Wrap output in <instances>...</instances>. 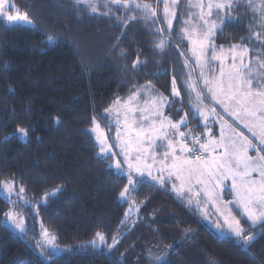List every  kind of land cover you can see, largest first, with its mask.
Returning a JSON list of instances; mask_svg holds the SVG:
<instances>
[{
    "label": "trees",
    "instance_id": "trees-1",
    "mask_svg": "<svg viewBox=\"0 0 264 264\" xmlns=\"http://www.w3.org/2000/svg\"><path fill=\"white\" fill-rule=\"evenodd\" d=\"M136 2L153 5L157 18L146 19L138 9L112 5L114 16L139 17L118 27L114 18L91 14L83 5L78 10L74 0H10L28 12L35 27L0 20V179L15 176L16 185H23L33 198L59 187L38 205L37 218L59 244L70 248L40 257L36 216L21 208L26 235L16 234L3 222L11 205L0 192V264H158L149 250L153 256L168 252L171 264H264L261 229L245 250L209 229L166 185L151 187L143 180L133 193L139 204L136 215L128 217L133 222L121 223L126 203L118 195L127 180L98 154L89 131L92 116L105 123L101 119L105 108L149 81L170 97L173 75L181 90L180 99L174 100L183 101L175 105L184 107L189 101L182 87L189 69L182 67L179 55L188 49L181 34L184 13L174 19L168 46L161 52L154 41L161 36L156 29L167 28L162 3ZM257 19L249 14L225 24L215 43L228 48L248 38L244 42L253 58L251 54L258 52L253 51V35L247 28ZM47 35L56 36L57 43L49 45ZM163 36L169 39L167 32ZM138 56L142 66L133 71ZM191 121L199 120L194 116ZM18 127L29 129L27 138L20 137ZM98 231L107 241L119 233L120 243L108 251L78 247Z\"/></svg>",
    "mask_w": 264,
    "mask_h": 264
},
{
    "label": "snow or ice",
    "instance_id": "snow-or-ice-1",
    "mask_svg": "<svg viewBox=\"0 0 264 264\" xmlns=\"http://www.w3.org/2000/svg\"><path fill=\"white\" fill-rule=\"evenodd\" d=\"M162 2L167 28H157L156 32L161 36L154 41L155 49L161 52L166 49L171 38L173 20L177 17L175 9L179 0ZM237 2L238 0L210 2L206 6L207 18L204 13L205 6L201 4L199 5L201 23L198 27L190 30L185 26L181 29L182 38L187 39L190 44L187 51L179 53L183 57L182 67L189 69L182 87L188 94L191 109L197 120H203L206 129L210 117L219 120L221 133L218 138L209 135L204 139L203 134L194 135L190 129L182 131V127L187 128L189 113L185 112L179 120H174L171 116L165 115L164 108L165 106L175 108L176 103L182 104L183 101L169 100L162 94L155 97L150 108L126 107L123 120L120 119L121 112L117 107L116 119L109 120L106 125L107 132H111L113 128L115 130L114 144L109 143L107 132L101 128L97 117L92 116L89 131L95 136L99 154L105 158V162L111 161L110 167L127 175V184L119 192L121 201L130 202L122 224L127 223L134 210H139L133 193L138 191V185L144 182L142 178L147 176L155 182L150 185L151 187L156 185L163 187L171 182L172 191L185 199L190 207L195 201L196 208L205 219L210 218L207 209L211 205L214 209L211 215L215 216L212 227L218 235L221 238L234 239L236 245L245 250L250 248L257 237V233L250 231V228L259 226L261 234H264V51L257 53L255 60H252L249 58L252 49L244 42L248 38H241L240 43L230 45L227 51L224 45L215 43L217 33H222L223 26L232 21L230 14ZM74 5L78 10L83 5V10L91 14L116 19L119 22L118 27L126 26L136 17L114 16L112 5L128 11L138 9L144 13L146 19L157 18V9L153 5L137 3L136 0H74ZM248 6L253 7L252 0H248ZM213 8L216 9L215 18ZM0 20H6L13 26L35 27V22L28 12L21 11L11 4L10 0H0ZM187 23L185 21V25ZM259 23L262 30L253 34L254 42L264 46V0L261 4ZM165 32L168 33V40L163 36ZM57 40L56 36H46L49 45L56 44ZM118 46L117 44L116 47ZM121 55L126 53L121 52ZM141 66L142 62L138 56L133 61L132 70L135 71ZM195 69H199V74L193 80L192 72ZM177 81L178 77L173 75L171 79L173 98L181 96ZM141 90L154 92L155 86L149 81ZM141 90H133L125 104L134 102ZM206 101L219 106L229 117L243 123L258 143L254 144L247 136L237 132L220 116L216 107L209 106ZM120 104L119 98L114 101V105ZM112 112L113 106H109L101 114V119H108ZM137 113H140L139 119L135 118ZM56 119L59 123V118ZM225 129L230 133L227 136ZM28 132V128H17L21 138H27ZM114 147L119 148V152L112 151ZM160 148L164 149L162 153L158 151ZM221 148L223 151L216 154ZM250 150L255 151V156L249 155ZM118 156L122 159H118ZM229 180L230 185H226V181ZM0 189L6 194V202L12 206L4 214L5 225H10L26 235L23 215L16 211L18 207L32 203L24 195L26 188L23 185L17 187L13 176L0 180ZM60 190L57 187L52 192H45L42 200L36 202L37 211L40 203ZM225 191L231 194V200L224 199ZM13 195L19 199L13 200ZM242 220L250 222L249 228L244 227ZM41 236L42 242L38 241L37 247H41L42 243L52 249L57 247L56 236L43 226ZM120 239V234L117 233L112 236L111 243H108L106 234L98 231L89 243L95 247L99 242L111 250L120 243ZM168 248L171 249L172 245H168ZM149 257L158 264H171L168 252L153 256L149 250ZM252 258L255 259L254 256Z\"/></svg>",
    "mask_w": 264,
    "mask_h": 264
},
{
    "label": "rangeland",
    "instance_id": "rangeland-1",
    "mask_svg": "<svg viewBox=\"0 0 264 264\" xmlns=\"http://www.w3.org/2000/svg\"><path fill=\"white\" fill-rule=\"evenodd\" d=\"M182 1H184V0H179L178 6L176 7L175 11L177 12V16L179 15V13H180V14H181V13H184V14H181V15H184V16L182 17L183 21H182L181 26H182V28L185 27V26H187L190 30H191V29H196V28L198 27V25L201 23V21H200L201 7H200L199 5L202 4V5L205 6V7H204V13H205V16H206L207 11H208V9H207L206 6H207L210 2H211V3H216V2H218V0H191L190 3H193V5H192V4L189 3L190 0H189V1L186 0V3H184V5H183V4H182ZM160 2L162 3V5H161V9H162V14H163V7H164V5H163L162 0H160ZM261 4H262V0H252V5H253V7H249V6H248V0H238V2L234 5V10H233V11L231 12V14H230L231 17L233 18L232 21L237 20L238 17L240 18V16L243 18L244 16L249 15V14H251V15H256V17H258V19H257L254 23H252V25L249 26V28H247V29L252 33V35H253L255 32H260V31L262 30V28H261V25L258 24V23H259V21H260L259 19H260V12H261ZM183 7H184V8H183ZM189 9H190V11L188 12ZM180 11H181V12H180ZM215 13H216V9L213 8V18H215ZM133 15L136 16V17L139 19V17L137 16V14H133ZM163 15H164V14H163ZM236 15H240V16H236ZM206 18H207V16H206ZM258 20H259V21H258ZM173 21H174V20H173ZM185 21L188 22L187 25H185ZM246 21H247V20H246ZM248 21H249V20H248ZM248 21H247V22H248ZM165 24H166V22H165ZM166 26H167V24H166ZM185 40H186V43H187V47L190 48L189 41H188L187 39H185ZM251 46L255 48V49L253 50L254 53H256V52L259 53V52L264 51V46H262L259 42H254V37H253V36H252V44H251ZM257 47H258V48H257ZM227 49H228V48H225L226 51H227ZM261 50H262V51H261ZM189 55H190V53H189ZM251 55H253L254 57L252 58V57L249 56V58L252 59V60H255L256 55H254V54H251ZM217 63H218V62H217ZM193 66H194V65H193ZM225 67H227V63L225 64ZM196 71H197V75H194L193 80H195V79L198 77L199 69H196ZM201 83H202V82H201ZM144 85H145V84H143V85L137 87V88L134 89V90H141V89H142V86H144ZM132 92H133V91H132ZM132 92H131L130 94H127V95H125V96L119 98V100L121 101V104H120L119 106L114 105V101H116L118 98L115 99V100L111 103V105H109V106H113V112H112L111 116H109L108 119H105V120H104L105 123H100V124H101V128H104L106 132H107V127H106V125H108L109 120L114 121V120L116 119V109H117V107L119 108V110H120V112H121L120 119L123 120V112L125 111L126 107H134V108H140V109L150 108L151 105H152L153 100L155 99V97H156L158 94H161V93H159L156 89H155L154 92H153V91H150V90H141L139 96H137V98H136V100H135L134 102H131V103H129V104H125V102L128 101V97L132 94ZM163 96H164V95H163ZM165 97H167V96H165ZM168 98H169V100H174V98H173L172 96H170V97H168ZM187 98H188V94H187ZM178 99H180V98H178ZM178 99H177V100H178ZM188 100H189V98H188ZM206 103H208L209 106H215L217 112H218V113L220 112V113H219L220 116H222L225 120H227L228 123L231 124L232 127L235 128L237 132L242 133L244 136H247L249 139H251V140L253 141L254 144H255V143H258V141H257L255 138H253L252 134L248 131V129H246V128L244 127L243 123H241L240 121H236V120H234L232 117H229L227 114H225V113L223 112V110H222L219 106L212 105L210 101H206ZM109 106H108V107H109ZM108 107H107V108H108ZM189 108H190V109H189ZM105 109H106V108H105ZM105 109H104V110H105ZM188 109H189L190 114H192V115H194V116L196 117L195 113H194V112L192 111V109H191V106H190L189 101H188V105H187V106H184V107H181L180 105H178V106L175 105V108H170V109H169L168 106H165V108H164V112H165V115H169V116H171L174 120H179L180 117L183 116V115L185 114V112L188 113ZM104 110H103V113H104ZM178 110H179V111H178ZM103 113H102V114H103ZM177 113H178V114H177ZM192 115H189V116H188L187 128L182 127V128H181L182 131H188V130L190 129L194 135H201V134H203V138H204V139H207L209 135H211V136L214 137V138H218V137L220 136V133H221V125H220L219 120H218L217 118H212V117L209 118V120H208V129L211 130V131L209 132L208 129H206V128L204 127V121H203V120H199L198 122H193V121H191V120L194 119V116H192ZM139 116H140V113H137L135 118H136V119H139ZM190 116H191V117H190ZM198 124H199L201 127H203V128H197V125H198ZM107 134H108V136H109V143L114 144V143H115V140H114L115 130H114V128H113V130H112L111 132H107ZM229 134H230V133H228L227 129H225V135L227 136V135H229ZM91 135H92L93 140H94V142H95V144H96L94 134L91 133ZM96 146H97V144H96ZM97 148H98V146H97ZM112 151H114V152H119V148H115V147H114V148L112 149ZM158 151H159L160 153H162V152L164 151V149H163V148H160V149H158ZM222 151H223L222 148H221V149H218L216 154H219V153L222 152ZM98 154H99V148H98ZM178 154H179V153H178ZM99 155H100V154H99ZM249 155L255 156V151L250 150V151H249ZM117 158H118V159H122V157H120V156H118ZM110 164H111V161L108 162V166H109V167H110ZM111 168H112L115 172H117V170H116L114 167H111ZM117 173H119V174H121V175H124V176L126 177V180H127V175H126L125 173H121V172H117ZM154 174H155V170H154ZM253 175L255 176L256 174L254 173ZM7 179H9V178H7ZM142 179H143L144 181H147V182L152 183V184L155 183L154 181H151V179H150L149 177H147V176L143 177ZM0 180H6V179H0ZM230 183H231L230 180H229V181H226V185H230ZM126 184H127V182H126ZM16 186H17V185H16ZM166 186L169 188V190H170V191H171V192H172L177 198H179L181 201H183V203H184L187 207H189V208L192 209L196 214L199 215V218H200V220H201L202 223H204L209 229H211L214 233H216V234L218 235L217 231L212 227V220L215 219V216H214V215H211V213L214 211V209H212L211 205H209V206H208V209H207V210L209 211V213H210V218H209V219H205V218L200 214L199 210L196 208L195 201H193V204H192L191 207H190L189 204L187 203V201H186L185 199H182V198L178 197V196L176 195V193L172 191V189H171V182H169ZM17 187H19V186H17ZM0 192H2V194H4V196H6V194L3 192L2 189H0ZM24 195H25V197H26L27 199L31 200L32 203L29 204V205H23V206H21V207H18V208L16 209V211L22 213L23 218H24L25 226H26V217H25L23 211L21 210V208H23V207H24V208H25V207L28 208L29 211H30V213H31L32 215H35V216H36V221H37V240H36V245H37V242H38V241H41V242H42V236H41L42 225L40 224V222L38 221V218H37V205H36V202H37V201H41L44 195H42V196H40V197H37V198L29 197V196H27L26 194H24ZM223 195H224V199H225V200H231V199H232V196H231V194H229L228 191H225ZM12 199H13V200H18L19 198L16 197L15 195H13V196H12ZM118 200H119L120 202H123V203H124V201H121V200L119 199V195H118ZM45 201H46V200H45ZM45 201L42 202V203H40V204L45 203ZM125 203H126V209H125V213H126V212L129 210V204H130V202H125ZM40 204H39V205H40ZM11 207H12V206H10V208H11ZM10 208H9V209H10ZM9 209H8L7 211H9ZM7 211H6V212H7ZM6 212H5V213H6ZM136 212H137V211L134 210V211L132 212V215L135 216V215H136ZM124 217H125V216H124ZM130 217H131V216H130ZM5 220H6V217H5V215H4V216H3V222H4ZM127 221H129V222H133V219H132V218H128ZM249 223H250V222H246V220H244V221L242 222V224L244 225L245 228H249ZM7 226L10 227V229L13 230L16 234H18V235H22V234H21L17 229H15L14 227H12V226H10V225H7ZM43 228H44V227H43ZM44 229H46V228H44ZM249 230L252 231V232H255V233L259 234L260 228H259V226H257L256 228H250ZM48 231H49V230H48ZM49 233H51V232L49 231ZM51 234H52V233H51ZM52 235H53V234H52ZM218 236H219V235H218ZM93 239H94V238H93ZM93 239H92V240H93ZM92 240H90V241H92ZM90 241H88V242H86V243H84L83 245H80V246H78V247H79V248L92 247V248H95V249H98V250H100V249L103 248V249L106 250V251L109 250V249L107 248V245H100L99 242H97V246L93 247V246L89 243ZM108 243H111V239L108 240ZM55 244L57 245V247H56L55 249H52L50 246L44 245L43 243H42V246H41V247H37V251H38V254L40 255V257H42V258H47L46 256H47L48 254H60V253H63L64 251H66V250H68V249L70 248V247L67 246V245L59 244L57 241H55Z\"/></svg>",
    "mask_w": 264,
    "mask_h": 264
},
{
    "label": "crops",
    "instance_id": "crops-1",
    "mask_svg": "<svg viewBox=\"0 0 264 264\" xmlns=\"http://www.w3.org/2000/svg\"><path fill=\"white\" fill-rule=\"evenodd\" d=\"M189 1V0H188ZM191 2V0L189 1V3ZM184 3H186V0L182 1V4L184 5ZM193 5V3H190Z\"/></svg>",
    "mask_w": 264,
    "mask_h": 264
}]
</instances>
